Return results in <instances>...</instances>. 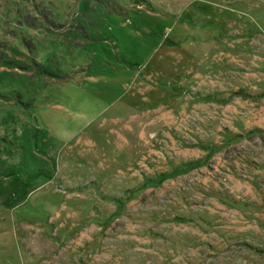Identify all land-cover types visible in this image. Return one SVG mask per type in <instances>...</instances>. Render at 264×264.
I'll return each instance as SVG.
<instances>
[{
    "label": "rangeland",
    "instance_id": "rangeland-1",
    "mask_svg": "<svg viewBox=\"0 0 264 264\" xmlns=\"http://www.w3.org/2000/svg\"><path fill=\"white\" fill-rule=\"evenodd\" d=\"M0 264H264V0H0Z\"/></svg>",
    "mask_w": 264,
    "mask_h": 264
}]
</instances>
